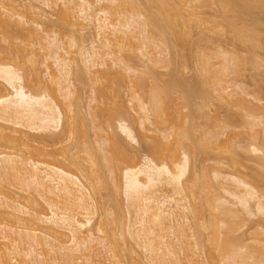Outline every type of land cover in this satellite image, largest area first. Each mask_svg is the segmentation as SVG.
<instances>
[{"label": "bare ground", "instance_id": "obj_1", "mask_svg": "<svg viewBox=\"0 0 264 264\" xmlns=\"http://www.w3.org/2000/svg\"><path fill=\"white\" fill-rule=\"evenodd\" d=\"M261 19L264 0H0V264H264V76L261 96L241 80L264 65ZM229 44L254 49L244 58ZM80 71L93 88L118 75L136 116L112 114L96 87L84 115ZM221 105L242 110L245 145L219 121ZM201 109L211 129L196 123ZM122 138L145 153L129 154ZM235 147L261 170L234 159ZM209 154L211 170L199 159Z\"/></svg>", "mask_w": 264, "mask_h": 264}, {"label": "rangeland", "instance_id": "obj_2", "mask_svg": "<svg viewBox=\"0 0 264 264\" xmlns=\"http://www.w3.org/2000/svg\"><path fill=\"white\" fill-rule=\"evenodd\" d=\"M47 12H54V11H51V10H49L47 7H45L44 8ZM207 9H209V8H207ZM206 9V12L208 11ZM213 11V10H212ZM211 11V9L209 10V12H208V14L211 12V13H213ZM50 14L49 15V19H50V21L51 22H53L52 24H51V22L50 21H48L49 22V24H50V26L52 25H54V22H55V27L56 28H58L57 27V25H56V21H57V19L55 20V18H57V17H55L56 15H53V14ZM227 14H229L230 15V13H227ZM260 14V16L262 17V14L261 13H259ZM258 14V15H259ZM212 14H210V16H211ZM228 15V16H229ZM207 16H209V15H207L206 14V17ZM209 16V17H210ZM230 16H232V15H230ZM212 17V16H211ZM210 17V18H211ZM241 17H243V16H241ZM239 18V17H238ZM214 19H216V17L214 18ZM219 20H220V18H218ZM217 19V20H218ZM243 19V18H242ZM242 19H241V21H240V19H239V21H240V23H242ZM262 20H264V19H261V22H262ZM246 21H248V19H246ZM249 21H251L250 20V18H249ZM240 23H238L239 25H240ZM249 24H251V22L250 23H248V25ZM262 25H264V24H260L259 26H262ZM54 26H53V28H54ZM54 29L57 33H59L58 35H61V33L60 32H62V31H60L59 30V32H58V30L57 29ZM196 31L198 32V34L196 35V37H199L202 33H199V31L196 29ZM64 32H62V34H63ZM261 33V32H260ZM64 34H66V33H64ZM200 34V35H199ZM225 35H227V34H225ZM261 35V34H260ZM259 34L257 35V39L259 40L260 39V37H262V36H260ZM262 35H264V33H262ZM64 36V35H63ZM66 36V35H65ZM203 36V35H202ZM214 36V35H213ZM215 36H218V35H215ZM224 36V35H223ZM223 36H221V38H218V42L220 41V42H222V40H223ZM229 36V35H228ZM79 37V36H78ZM259 37V38H258ZM214 38V37H213ZM226 38V37H225ZM231 38V37H230ZM229 38V39H230ZM262 38H264V37H262ZM261 38V39H262ZM81 39V38H80ZM92 39H94V37H93V34L92 33H85V35L83 36V40L85 41V44H87L90 40H92ZM215 39V38H214ZM214 39H213V42H214ZM220 39V40H219ZM228 39V37L226 38V40ZM232 39V38H231ZM231 39L229 40L230 42H231ZM216 40V39H215ZM217 41V40H216ZM215 41V42H216ZM224 42L223 43H225V40H223ZM228 41V40H227ZM226 41V42H227ZM203 42V41H202ZM220 42L218 43V44H220ZM230 42H228V43H230ZM233 42H235V40L233 41ZM208 43V42H207ZM207 43H205L206 44V46H210V44H208L207 45ZM240 43V42H239ZM230 44H232V43H230ZM228 45V47L230 46V47H237L238 49H239V44H238V46L236 45L235 46V44H233V46L232 45ZM262 44V43H261ZM199 45H201L200 43H199ZM212 45V44H211ZM246 45H248V44H246ZM245 45V47H247ZM202 46V45H201ZM205 46V47H206ZM208 46V47H209ZM223 46H224V44H223ZM227 45L225 44V47H226ZM243 47H244V44L242 45ZM242 46H241V48H242ZM199 48H200V46H198ZM230 47H229V50H231L230 49ZM260 47H261V45H260ZM259 47V48H260ZM202 48V47H201ZM210 48V47H209ZM211 48H212V46H211ZM252 48L251 46H248V51L250 50V49ZM261 48H264V46H262ZM76 48H73L72 50H73V52H74V50H75ZM202 49H204L205 50V48H204V44H203V48ZM235 51H236V48H233ZM245 49L246 48H244V51H245ZM246 49V50H247ZM252 49H254V48H252ZM206 50H207V48H206ZM257 50V52H258V55L257 54H255V53H252L251 55H250V58L252 57V56H254V54L257 56L256 58H258V60L256 59V62H262V61H264V51H262V50H264V49H261V51H260V49H256L255 48V50L254 51H256ZM76 51V50H75ZM233 51V50H232ZM239 51H240V49H239ZM247 51V52H248ZM252 51V50H251ZM251 51H249V52H251ZM183 52V51H182ZM188 52V51H187ZM187 52L184 50V52L183 53H185V54H187ZM208 52V51H207ZM246 51L245 52H243V49H242V53H241V51L240 52H238L239 54L241 53V55L240 56H242V57H244L245 58V56L246 57H249L248 55V53H247ZM244 53V54H243ZM182 54V53H181ZM243 54V55H242ZM245 55V56H244ZM73 56H74V54H73ZM260 57V58H259ZM178 58H179V56H178ZM177 58V59H178ZM249 58V59H250ZM255 58V57H254ZM248 58H247V60H249ZM251 59H253V58H251ZM179 61H180V59H178ZM178 60H176L177 62H178ZM245 61L244 62V65H245V63H248L249 61ZM254 60V59H253ZM176 62V63H177ZM181 63H183L182 61H180ZM180 62H178V65H181V64H179ZM130 63H133V61H131ZM249 64H250V62H249ZM260 65V67L258 66V69L257 70H255V67L253 68L252 67V69L253 70H251L250 69V67H251V64H250V66L248 67V65H247V68H249V70H247V68H244V69H242L243 70V75H241V73H240V76H243L242 77V79L241 80H243L244 82H242V85L244 84V86H246V85H248V87L246 86V87H244V88H247V89H249V91L250 90H252L253 92L256 90L255 88L256 87H258V85L256 84L257 82H256V80L260 77V76H264V65H262L261 63H259ZM242 65H243V63H242ZM243 67H245V66H243ZM113 68V67H112ZM111 68V69H112ZM116 70H120L119 68H116ZM191 70V69H190ZM189 69H188V67L186 68V69H182V72H183V77H187L188 79H191V71H190ZM241 70V71H242ZM110 71H113V69L112 70H110ZM161 72H167V70H160ZM169 71V70H168ZM181 72V73H182ZM79 73H81V71L79 72ZM82 74V73H81ZM168 74V73H167ZM77 76V75H76ZM76 76H75V78H76ZM109 76H111L110 77V79H107V80H102L100 83H98L97 84V86H95L97 89V91H95L96 92V94L97 93H99V94H103L102 96H104L106 99H108V101L109 102H107L106 104V106L108 107V108H111V107H114V109L113 108H111L113 111V113L112 114H114V111H115V114L120 110V111H122V112H124V108L126 107V108H130V109H126L127 111H129V114L131 113L132 114V116H136V113L133 111V109H131L132 107V103L131 102H129V96H128V91H127V88H126V85H125V83H124V81H121L122 79H118L117 78V76L118 75H116V74H112V75H109ZM167 76H169V75H166L165 77H167ZM191 76V77H190ZM238 77V76H237ZM237 77L235 76V78L237 79ZM78 78V77H77ZM109 78V77H108ZM117 78V79H116ZM168 78V77H167ZM238 78H241V77H238ZM186 79V78H185ZM259 79H264V78H259ZM192 80V79H191ZM246 80V81H245ZM89 80H87V78H86V76L84 75V74H82V75H80V77L78 78V80L75 82V87H76V85H77V87H76V89H77V91L78 92H80V100H81V104H80V106L82 105V110H83V114L84 115H88V108H89V106H91V103H92V101L89 99V95H92L91 93H93L91 90H90V87H92L93 88V86H91L90 84H89V82H88ZM240 81V80H239ZM256 82V83H255ZM162 84V83H161ZM261 84L262 85H264V83H260V87L262 88V90H264V86H261ZM96 85V84H95ZM2 87V86H1ZM94 87V88H95ZM93 88V89H94ZM259 88V87H258ZM258 88H257V90H258ZM253 89H255V90H253ZM91 91V92H90ZM252 91H250V92H252ZM259 92V91H258ZM255 93V92H254ZM262 93H264V92H262ZM262 93H261V95H262ZM95 94V93H94ZM256 95L258 94L259 95V93H255ZM261 95H259V96H261ZM93 96V95H92ZM102 96H99V97H102ZM173 98H175L176 97V95L175 94H173ZM91 97V96H90ZM98 97V96H97ZM92 98V97H91ZM211 98H212V101H213V97L211 96ZM211 98H210V100H211ZM101 100H102V98H100ZM252 99V98H251ZM79 100V101H80ZM90 100V105L88 104V101ZM195 100H197V99H195ZM210 100H209V102H210ZM216 99H214V101H215ZM104 101V100H103ZM200 101V100H199ZM199 101H196L197 103L199 102ZM208 101V100H207ZM210 102V103H212V104H216V102L218 103V101H216V102ZM262 101V102H261ZM261 105H264V99H262L261 98ZM193 102V101H192ZM253 102H254V100H253ZM109 103V104H108ZM173 103H175V101L173 102ZM209 103V105H211ZM255 103V102H254ZM88 104V105H87ZM193 105H194V103H193ZM217 105H219V104H217ZM116 106H119V107H116ZM117 109H116V108ZM211 107L212 106H210V110H211ZM222 107V108H221ZM221 107L220 108H218V106L215 108V107H212V109L214 110V108L216 109V111H217V108L219 109V111H220V114L218 115L219 116V121H221V123H223V122H231L233 125H232V128L229 126V129H234L235 130V133H240V132H242L243 133V135H246L247 133H246V131H248L247 129L248 128H246L244 125V127L242 128V117H240V113H242L240 110L238 111L237 110V108L236 109H232L231 108V111H225L226 110V108H225V110H224V106H222L221 105ZM119 108V109H118ZM235 108V107H234ZM87 109V110H86ZM111 109H109V110H111ZM175 109V108H174ZM81 110V111H82ZM98 110V109H97ZM108 112H109V110L108 109H106ZM130 110H131V112H130ZM213 110H212V112H213ZM229 110V109H228ZM85 111H87L86 113H85ZM106 111V112H107ZM117 111V112H116ZM182 111H183V114H188L189 113V109H186V108H184V109H182ZM107 112V113H108ZM111 112V111H110ZM202 112H203V110L201 109V113H199V114H201L202 115ZM106 113V115H105V113H104V115L107 117V119L109 118L108 117V114ZM125 113H127V112H125ZM217 113H219V112H217ZM212 113H211V111H210V115H211ZM201 115H199L198 117H197V119L195 120L196 121V123L198 124H201V126H204V127H208L209 126V128L210 127H212V125L214 124V120H208V118H206V117H204L203 115V117H200ZM213 115V114H212ZM104 116V117H105ZM111 116V115H110ZM113 116V115H112ZM102 118V117H101ZM105 119V118H104ZM107 119H105L104 121H106ZM88 120V119H87ZM100 120H102V119H100ZM99 120V121H100ZM103 121V120H102ZM104 121H103V123H104ZM87 123H89L88 121H87ZM98 123H101V121L100 122H98ZM103 123H101V124H103ZM133 122H131V125H133L134 124V131H137V132H135V134L136 133H139L141 130H140V128H138V127H136V125L137 124H135V123H133ZM230 123V124H231ZM105 124V123H104ZM216 124V123H215ZM218 124H220V122H218ZM222 125V124H221ZM138 126V125H137ZM217 126V125H216ZM133 127V126H132ZM234 127H236V128H234ZM138 129V130H136V129ZM216 129H214V126H213V128H212V130H219V128H218V126L217 127H215ZM218 128V129H217ZM91 129V128H87V134L89 135V136H86L85 138L86 139H90V140H93L92 138H94V133L93 132H91V131H93L92 129H91V131L89 132V130ZM211 129V128H210ZM140 130V131H139ZM234 130H233V133H234ZM139 131V132H138ZM227 131H230V130H228V128H227ZM226 131V132H227ZM114 132V131H113ZM116 132V131H115ZM232 133V132H231ZM245 133V134H244ZM104 134H105V132H104ZM148 134H150V135H152V133H148ZM228 134V133H227ZM230 134V133H229ZM241 134V133H240ZM121 135V134H120ZM137 136V140L140 142V137H139V135L138 134H136ZM226 135V134H225ZM225 135H223V136H225ZM248 135V134H247ZM247 135L244 137V145H245V143H246V141H248L247 140ZM123 136V135H122ZM223 136H221L222 138H223ZM88 137V138H87ZM225 137H227V136H225ZM239 137H241V135L239 136ZM30 138L31 139H33V141H34V144H37V143H39V141H42V136H41V134H31L30 135ZM84 138V139H85ZM119 138H121V137H119ZM248 138H249V136H248ZM94 139H96V137L94 138ZM225 139V138H224ZM235 139H236V137H235ZM242 139V138H241ZM121 141H126V140H123V138L122 139H120ZM236 140H238V137H237V139ZM235 140V141H236ZM48 141V140H47ZM138 141H137V143H134V142H131L132 143V145L130 144V142L129 141H126V142H124V144H126V143H128L129 142V144H126V146H127V149L130 147V149L128 150V152H130L129 154H132V155H134V154H137L136 156H138V158H140L141 157V155L142 154H144L145 153V151L144 150H146V148H144V150H143V145L142 144H139L138 143ZM243 141V140H242ZM91 143H92V141H90ZM237 142V141H236ZM250 142V141H249ZM48 144H50L51 142L50 141H48L47 142ZM141 143V142H140ZM93 144V143H92ZM129 145V146H128ZM142 145V146H141ZM240 145H242V143L240 144ZM243 145V146H244ZM249 145V144H248ZM246 146L245 148H247V147H249V146ZM126 146L124 145V147L126 148ZM237 146H239L238 145V143H237V145H236V147ZM241 147V148H244V147ZM236 147H235V149H236ZM249 149V148H248ZM233 150V152H234V149H232ZM141 152V153H140ZM233 152L231 153V155H233ZM140 156H139V155ZM251 153H247V150L246 151H243L242 149L240 150V149H236L235 150V156L234 157H236V158H234L233 156H230V154L228 155V157L230 158H234V159H240L241 161H244L245 163H247L248 165H250V166H256V168L257 169H259L258 168V166L256 165V164H258V163H256V159H254V158H252L251 157V155H250ZM223 156L222 157H224V155L225 154H222ZM213 156V155H212ZM212 156H210V154H209V156L208 155H204L203 157H199V159H201V160H205L206 159V161L203 163L204 165H206L207 164V166H209V165H211V166H213L214 165V162H215V160L214 161H212ZM252 156H254L253 154H252ZM207 157H208V159H207ZM198 158V157H197ZM196 158V159H197ZM199 159H197V161L195 162V164L197 165L198 163H199V167L202 165L203 166V164L202 163H200L199 162ZM211 159V160H210ZM224 159H226V158H223V161H225V163L227 162V160H224ZM248 160V161H247ZM255 162H254V161ZM203 162V161H202ZM229 162V164L228 163H226V166H225V168H224V170L226 169H228V170H230V166H232L231 164H230V161H228ZM244 162H242V164H245ZM241 163V162H240ZM256 163V164H255ZM236 165V164H235ZM238 165V166H237ZM236 166H237V168L239 169V167L241 166V164H237ZM240 165V166H239ZM246 165V164H245ZM198 166V165H197ZM207 166H204V167H206L207 168ZM236 166H234L235 168H236ZM243 166V165H242ZM261 165H259V167H260ZM214 167V166H213ZM247 167V166H246ZM262 167H264V166H261V168ZM255 168V169H256ZM209 169L211 170V168H210V166H209ZM242 169V171H244L245 173L246 172H250V168H248V169H243V168H240V170ZM262 169H264V168H262ZM209 170V171H210ZM222 170H223V168H222ZM225 170V171H226ZM227 170V171H228ZM254 170V169H253ZM259 170H261V169H259ZM224 171V172H225ZM233 171V170H232ZM241 171V172H242ZM230 172V171H229ZM248 172V173H249ZM252 172V171H251ZM253 172H255V171H253ZM247 173V174H248ZM213 174V173H212ZM108 175H110V174H108ZM108 175H106L107 176V178H108ZM250 175H251V173H250ZM249 176V175H248ZM251 177V176H250ZM209 178H211L212 179V181H213V178L211 177V175H210V177ZM252 178V177H251ZM251 178L249 179V177L247 178V175H246V179H249V180H251ZM262 179H264V178H262ZM262 179L260 180V181H262ZM211 181V182H212ZM259 181V180H258ZM213 183H214V181H213ZM258 183V182H257ZM259 184V183H258ZM261 187L262 186H264V183H262L261 185H260ZM257 187H259V186H257ZM261 187H259V188H261ZM107 188H109V187H107ZM106 188V189H107ZM110 189H111V187H110ZM110 189H109V191H110ZM262 189H264V187H262ZM261 191V190H260ZM101 192H103L102 194H104L103 196H104V198H102L104 201H106L107 203H108V206H109V204L111 203V200L112 199H110L111 197H109V196H111V194H109V195H105L107 192H108V189L107 190H103V191H101ZM262 192H264V191H262ZM111 193V192H110ZM120 193H121V191H120ZM108 194V193H107ZM120 195H122V193L121 194H119V196ZM118 196V195H117ZM113 197V196H112ZM117 198V197H116ZM119 198H121L122 199V204H121V206H120V208L122 209V211H123V213H124V215H125V212H126V209L127 208H125L126 206H125V204H124V196H121V197H119ZM119 198L118 199H116L118 202L119 201H121V200H119ZM112 201H115V199L114 200H112ZM117 202V203H118ZM107 203H106V205H107ZM114 203V202H113ZM121 203V202H120ZM253 202H251V204H252ZM120 205V204H119ZM111 206H112V204H111ZM122 206L124 207V209L122 208ZM112 209V208H111ZM121 209H119V210H121ZM125 210V211H124ZM123 213H122V215H123ZM127 213V212H126ZM127 218H128V215H127ZM120 219H121V221H123V217L121 218V216H120ZM254 219V218H253ZM255 219H256V217H255ZM124 220L126 221L127 219H126V215H125V217H124ZM128 221V220H127ZM94 222H95V219H94ZM93 222V223H94ZM122 223V222H121ZM247 223H249V222H247ZM253 223L251 224V223H249L248 224V226H251V227H253ZM247 226V227H248ZM246 227V228H247ZM255 227V226H254ZM253 227V228H254ZM245 228V227H244ZM245 228V229H246ZM117 229V228H116ZM256 229V228H255ZM254 229V230H255ZM245 231V230H244ZM128 245H129V247H130V242L128 243ZM135 249V248H134ZM136 249H138V248H136ZM136 253V257H135V254ZM135 253H133V254H131V256L132 255H134V257L135 258H137V260H138V257L139 258H143V256H144V254H142V252L141 251H139V250H137V252H135ZM141 260H144V258L143 259H141Z\"/></svg>", "mask_w": 264, "mask_h": 264}]
</instances>
